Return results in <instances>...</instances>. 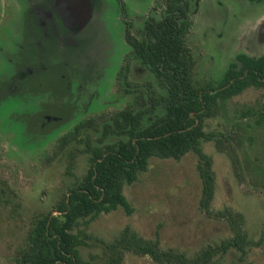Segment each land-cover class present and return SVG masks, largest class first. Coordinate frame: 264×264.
I'll return each mask as SVG.
<instances>
[{
    "label": "rangeland",
    "instance_id": "obj_1",
    "mask_svg": "<svg viewBox=\"0 0 264 264\" xmlns=\"http://www.w3.org/2000/svg\"><path fill=\"white\" fill-rule=\"evenodd\" d=\"M78 1L90 6L83 10L85 23L72 21L74 0H0V264H15L34 217L52 210L88 169L83 146L70 141L61 148L62 138L75 136L80 125L89 132L88 120L135 106L145 92L165 94L125 40L128 24L137 34L147 16H160L162 0H123L125 13L115 0ZM190 2L186 44L197 87L217 85L236 54L263 52L262 5ZM18 74V89L6 93ZM218 106L204 129L220 142L201 146L213 180L207 210L195 153L178 161L153 158L147 172L124 187L132 214L120 208L81 227L88 235L83 261L106 264L117 257L107 246L118 244L126 229L191 259L231 238L235 223L246 235L245 253L229 250L209 264H264V93L251 88ZM119 264L157 263L123 251Z\"/></svg>",
    "mask_w": 264,
    "mask_h": 264
},
{
    "label": "trees",
    "instance_id": "obj_2",
    "mask_svg": "<svg viewBox=\"0 0 264 264\" xmlns=\"http://www.w3.org/2000/svg\"><path fill=\"white\" fill-rule=\"evenodd\" d=\"M190 13L188 0H166L161 17L147 20L142 38L127 31L125 40L132 48L133 57L149 70L165 94L155 97L145 92L137 98L135 106L116 115L88 120L87 127L89 132H94L93 137L85 136L89 132L80 131V125L75 127V136L62 138L61 148L70 141L83 146L88 169L55 202L52 210L34 217L15 264H91L81 258L80 249L88 239L81 227L86 228L101 214L120 208L132 214L124 187L147 172L153 158L178 161L189 152L195 153L203 186L201 205L207 210L213 195V180L210 162L201 146L203 142L220 140L205 131L204 120L214 116L218 97L236 96L250 87H264V61L260 60L257 68L251 69L252 60L245 58L241 70L230 69L218 86L209 83L197 87L193 81L194 59L186 44ZM125 76V70L118 74L122 84ZM148 101L150 106H146ZM104 138L113 141L105 143ZM67 155L70 157V152ZM217 215L224 217L223 213ZM231 227L234 233L231 238L191 259L182 252L162 250L157 242L143 240L126 229L118 244L107 246L117 257H110L106 264H119L123 251L148 256L157 264H209L216 255L229 250L244 254L246 235L235 223Z\"/></svg>",
    "mask_w": 264,
    "mask_h": 264
},
{
    "label": "flooded vegetation",
    "instance_id": "obj_3",
    "mask_svg": "<svg viewBox=\"0 0 264 264\" xmlns=\"http://www.w3.org/2000/svg\"><path fill=\"white\" fill-rule=\"evenodd\" d=\"M116 1V4H117V6H118V8L121 10V12H123V13H125V10H126V6H125V3H124V1L123 0H115ZM189 1V3H190V5H191V2H190V0H188ZM252 1H254V2H256V3H258V4H256L257 5V7L258 6H260V5H262L263 7H264V0H252ZM73 2V1H72ZM120 2L123 4V6H121V4H120ZM74 3H75V6L76 7H73V8H76V10L75 11H73V15H72V21L74 22V18L75 19H81V22H83V23H85L84 21H85V15L83 14V10L84 9H87V8H89L90 9V6H87V7H84L83 5H82V3L81 2H79L78 0H74ZM85 3H86V1H85ZM162 3H163V9H162V12L160 13V16L159 17H154V16H147V18L145 19V21H144V24H143V27H142V29L141 30H139V32H137V34H134L133 33V35L134 36H136V37H139V38H142V35H143V30H144V27H145V25H146V23H147V20L150 18V17H154V18H156V19H158V18H160L161 17V15H162V13H163V10H164V8H165V6H166V0H162ZM74 10V9H73ZM78 13H77V12ZM191 11H192V6H191ZM91 16V15H90ZM89 16V17H90ZM190 17H191V13H190ZM84 19V20H83ZM90 19V18H89ZM191 20V19H190ZM46 21H48V20H46V19H44V21H41L42 23H43V25L41 26V27H44L45 25H46ZM80 22V23H81ZM129 25L130 24H128V26H126V29H125V36L127 35V31L128 30H131V28H129ZM190 29H191V26H190V28H189V32H190ZM189 32H188V34H189ZM132 33V32H131ZM187 34V35H188ZM187 35H186V37H187ZM126 39V38H125ZM129 45V44H128ZM130 46V45H129ZM131 47V46H130ZM132 49V48H131ZM190 49V48H189ZM132 52V51H131ZM192 53V52H191ZM254 53H255V49L253 48L252 50H250V51H247L246 52V50H245V53H242V54H236L235 56H234V62H232V63H230V64H228V67H227V69H226V71L223 73V76H222V78H221V80L218 82V84L217 85H214V86H218L221 82H222V80H223V78L225 77V75H226V73L230 70V69H233V68H235L234 69V71H240L241 70V68H242V63H241V61L242 60H244L245 58L246 59H250V60H252V65L250 66V68L252 69H256L257 68V65H256V63L257 62H259L260 60H262V61H264V50H263V52L261 53V54H259V55H257V56H254ZM137 63H139L138 61H137ZM234 66V67H233ZM249 71L248 70H246V74L248 73ZM10 77V76H9ZM14 79L11 81L12 83H10L7 87H6V89L4 90L6 93H8V94H11L14 90H16V89H18V87L17 86H15V84L17 83V80L18 81H20L21 80V76H20V74H18L17 75V77L16 76H14L13 77ZM193 81H194V78H193ZM234 81V79H232L231 80V83ZM195 83V82H194ZM207 84H209V83H207ZM206 84V85H207ZM212 84V83H211ZM196 85V84H195ZM205 85V86H206ZM213 85V84H212ZM228 85H226V86H224L223 88H225V87H227ZM259 89L261 92H263L264 93V87H258V88H256V87H250V88H248V89ZM248 89H246V90H248ZM246 90H244V91H246ZM243 91V92H244ZM242 92V93H243ZM241 93V94H242ZM240 95V94H239ZM238 95H236V96H221V97H218V105H219V103L220 104H223V101L224 100H232L233 98H235V97H237ZM217 108H219V106L217 107ZM262 117H263V119H264V111L262 112ZM45 121V120H44ZM223 141H224V139H223Z\"/></svg>",
    "mask_w": 264,
    "mask_h": 264
}]
</instances>
